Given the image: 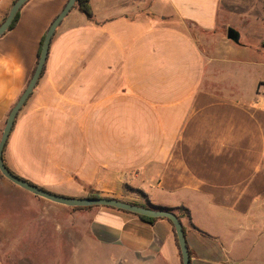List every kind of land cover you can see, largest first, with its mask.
Here are the masks:
<instances>
[{
    "label": "crops",
    "instance_id": "obj_1",
    "mask_svg": "<svg viewBox=\"0 0 264 264\" xmlns=\"http://www.w3.org/2000/svg\"><path fill=\"white\" fill-rule=\"evenodd\" d=\"M14 1L0 0V25ZM67 2L30 0L0 37V136ZM90 5L92 20L74 7L54 35L6 144L8 169L60 196L174 211L190 264H264V0ZM21 190L0 173V264L41 253L51 264H183L165 218ZM12 197L26 204L13 210Z\"/></svg>",
    "mask_w": 264,
    "mask_h": 264
},
{
    "label": "water",
    "instance_id": "obj_2",
    "mask_svg": "<svg viewBox=\"0 0 264 264\" xmlns=\"http://www.w3.org/2000/svg\"><path fill=\"white\" fill-rule=\"evenodd\" d=\"M30 0H15L6 19L0 25V37H2L7 31L10 30L12 24L14 23L18 13L20 10L29 2ZM77 0H68L67 4L61 11V13L54 19L51 23L43 42L42 50L40 57L38 59V63L32 77L30 78L28 85L25 90L15 103L14 107L11 109L8 119L6 121L1 139H0V173L12 182L14 185L22 188L25 191L30 192L31 194L48 200L50 202L63 205L71 208H88V207H110L120 211H126L129 213H133L136 215L149 217V218H165L169 219L174 225L176 236L178 239L179 247L182 254V262L183 264H190V256L188 251V246L186 243V236L183 224L179 218V216L172 210L164 209V208H156V207H143L141 205H135L132 203L120 201L114 198L108 197H99V198H91V197H83V198H73L60 196L54 193H51L45 189H42L24 179L14 174L12 171L8 169L4 162V150L10 134L12 132L13 126L15 124L16 118L18 114L22 110V108L26 105L27 101L31 97L34 92V89L37 87L38 82L43 74L50 46L53 40V37L58 29V27L62 24L63 20L69 15V13L73 10L76 5ZM227 38L228 40L240 44L241 43V35L240 33L230 27L227 30Z\"/></svg>",
    "mask_w": 264,
    "mask_h": 264
},
{
    "label": "trees",
    "instance_id": "obj_3",
    "mask_svg": "<svg viewBox=\"0 0 264 264\" xmlns=\"http://www.w3.org/2000/svg\"><path fill=\"white\" fill-rule=\"evenodd\" d=\"M76 7L83 14H85L88 19L92 20L94 18V12H93L92 6L90 5V0H77L76 5H75V8ZM19 16H20V12L18 13V15H17L14 23L12 24L10 30L13 29L16 26V24H17V22L19 20ZM45 35L43 36V38L41 40L40 49H39V52H38V59H39L40 54H41V50H42L43 42H44V39H45ZM44 73H45V68H44V71H43V74H42L41 78L43 77ZM88 197H91V198H99L101 196L98 193L92 192ZM135 205H137V204H135ZM75 209H83V208H75ZM181 210H183V209H181ZM186 214H189V212L186 211ZM137 216L140 217L142 220L150 223V224H153L154 222H156L158 220V218H149V217H144V216H140V215H137ZM167 220L172 224V222L169 219H167ZM173 228H174V225H173ZM174 232H175V228H174ZM175 235H176V233H175ZM176 240H177V243H178L177 236H176ZM178 246H179V243H178Z\"/></svg>",
    "mask_w": 264,
    "mask_h": 264
},
{
    "label": "rangeland",
    "instance_id": "obj_4",
    "mask_svg": "<svg viewBox=\"0 0 264 264\" xmlns=\"http://www.w3.org/2000/svg\"><path fill=\"white\" fill-rule=\"evenodd\" d=\"M233 26V25H232ZM229 28V27H228ZM227 28V29H228ZM227 29H223V31H227ZM238 31V30H237ZM249 41H251V42H255L256 40H257V36L256 35H253V37H250V39H248ZM247 40V41H248ZM2 136V135H1ZM1 136H0V139H1ZM25 195H27L29 198L31 197V198H36L37 199V197H35V196H33L31 193H29V192H27V191H25V190H21ZM26 204V202H25V200H20V199H16V198H11V199H8V203H7V206L8 207H10V208H13V210L14 209H16V208H18V207H20V206H22V205H25ZM27 204H28V206H29V208L30 207H32V206H38V204L39 203H37V202H35V201H33V200H29L28 202H27ZM31 209V208H30ZM32 216V214H30L29 213V217H31ZM32 230H34V229H31V231ZM51 236H53V234L51 235ZM38 262L37 261H30V262H26V263H24V264H51V262L49 261L50 260V257H49V255L48 254H43V253H41V254H39V256H38ZM6 264H15V263H6ZM60 264H62V263H60ZM64 264V263H63Z\"/></svg>",
    "mask_w": 264,
    "mask_h": 264
}]
</instances>
